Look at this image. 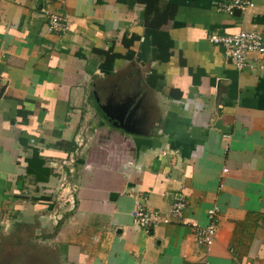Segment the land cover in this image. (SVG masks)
<instances>
[{
  "label": "crops",
  "instance_id": "0c3cea01",
  "mask_svg": "<svg viewBox=\"0 0 264 264\" xmlns=\"http://www.w3.org/2000/svg\"><path fill=\"white\" fill-rule=\"evenodd\" d=\"M155 1L52 3L53 33L42 0H0V264H37L21 246L49 264H264V56L238 71L207 40L263 31L264 0ZM137 207L167 221L141 228Z\"/></svg>",
  "mask_w": 264,
  "mask_h": 264
},
{
  "label": "built area",
  "instance_id": "2783aa9c",
  "mask_svg": "<svg viewBox=\"0 0 264 264\" xmlns=\"http://www.w3.org/2000/svg\"><path fill=\"white\" fill-rule=\"evenodd\" d=\"M42 1L43 6L40 11L45 19L46 29L53 33L65 32L68 29L67 18L58 10L50 8L52 3L59 6L62 5L63 0ZM251 5L250 1L232 0L229 3L220 4L219 10L231 14L236 9L244 11ZM207 40L213 45L220 46L225 56L230 59L238 71L258 65L257 61L264 56V29L263 31L240 29L229 34L210 33ZM258 66L262 68L261 64ZM223 171H226V169H223ZM183 208L184 203L182 201H175L171 204L169 213L173 217L180 218ZM217 212L218 210L215 207L207 210L209 221L206 225H197L195 227L193 233L194 241L204 246H209L213 243L216 234L215 223L219 215ZM133 221L141 228H149L151 225H156L159 221L166 222L167 219H162L155 211L149 212L137 207L133 212ZM202 264H209V262L204 260Z\"/></svg>",
  "mask_w": 264,
  "mask_h": 264
},
{
  "label": "rangeland",
  "instance_id": "374dc122",
  "mask_svg": "<svg viewBox=\"0 0 264 264\" xmlns=\"http://www.w3.org/2000/svg\"><path fill=\"white\" fill-rule=\"evenodd\" d=\"M26 234L28 235V231L27 232L22 231V237H21L22 242H24L23 239H26V241L28 240V237ZM18 235H19V233H17L16 236L12 237L11 240L14 241L18 237ZM9 251H10L9 254H11L12 256H15V257L21 256V258H23V259H25V258L31 259V256H35L36 260H37L36 261L37 264H40L39 262H41V264H49V262L46 261V259H48V260L50 259L49 258L50 252H46L45 249L36 248V247L29 248V247L21 246L17 249H11ZM54 264H56V262H54Z\"/></svg>",
  "mask_w": 264,
  "mask_h": 264
},
{
  "label": "trees",
  "instance_id": "16d2710c",
  "mask_svg": "<svg viewBox=\"0 0 264 264\" xmlns=\"http://www.w3.org/2000/svg\"><path fill=\"white\" fill-rule=\"evenodd\" d=\"M143 3L146 4V6H149L151 4H156V1L155 0H142ZM150 7V6H149ZM155 10H158V7H154ZM164 10V9H163ZM105 55H107V58H108V62L110 61V59L112 60L113 58H116L118 57L119 55L118 54H109V52L105 53Z\"/></svg>",
  "mask_w": 264,
  "mask_h": 264
}]
</instances>
